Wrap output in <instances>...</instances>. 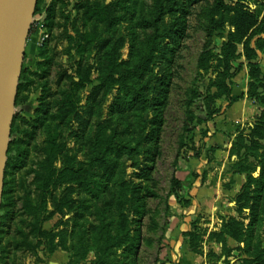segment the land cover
Segmentation results:
<instances>
[{
  "label": "rangeland",
  "instance_id": "rangeland-1",
  "mask_svg": "<svg viewBox=\"0 0 264 264\" xmlns=\"http://www.w3.org/2000/svg\"><path fill=\"white\" fill-rule=\"evenodd\" d=\"M54 1L58 8L57 22L65 23L69 13H73V18L75 16L76 0H38L13 103L8 139L5 138L7 153L12 146L26 149L27 170L36 166L47 133L49 130L54 131L55 126L60 140L66 144V151L57 167L61 169L64 162L69 160L74 167L85 169L89 162L87 143L92 133L90 123L85 125L73 121L60 125L51 123L47 119L49 114L43 116L44 99L50 104V107L47 106L50 113L57 110L55 102L60 99L62 89L59 84L62 68L59 65H67L65 68L71 72L74 63L83 56L91 64L99 62L97 50H90L83 56L74 51L73 55H68V43L64 41L52 44L56 48L54 53L49 54L53 63L42 64L45 62L40 57V50L51 38V32L41 11ZM257 1L260 0H248L247 4L264 17V8L257 7ZM106 2L118 4L119 22L105 33L114 43L124 44L120 53V62L124 63L122 69H130L137 55L145 53L147 44L155 33L157 35L154 60L140 75L127 82L128 86L135 85L142 89L147 108L141 111L119 109L130 96L126 95L121 83L113 87L103 114L105 119L120 126L123 141L120 152L108 155L112 171L99 179L92 178L97 183L94 192L77 189L73 196L79 201L75 211L57 214L44 225L46 230L60 234L56 241L61 242L60 247L52 254L41 248L38 257L19 253V264H97L101 255L94 240L97 227L105 223L115 231L121 211L130 220V242L115 248L103 264H166L162 250L167 245V226L173 214L170 201L177 199L181 206L186 205V202L189 204L191 198L187 200V197H191V191L185 187L189 174L200 166L205 168V165L222 164L216 160L214 151L211 148L209 150L207 139L217 134L219 130L216 129L215 121L223 119L231 107L226 100V87L235 96H241L242 91H245L243 95L251 91L249 68L242 47L239 49L240 58L233 63L234 72L239 69L242 71L232 81L224 80L225 67L220 64L217 55L234 30L230 23L233 14H214L215 0L200 4H195L193 0ZM157 16L161 18L157 29L148 26L147 22ZM212 16L223 24V29L213 34L209 32ZM59 31L62 30L54 29V33ZM258 38L263 40L264 35L255 40ZM207 55L212 58L201 69L200 59ZM257 62L264 73V48L259 51ZM23 75L32 84L27 90L19 92ZM98 77L99 74H94L93 85L80 92L82 107L87 105L88 97L99 84ZM262 86L254 88L252 93L257 94V97L258 94L264 96ZM251 103L257 107L258 114L249 116L243 122L233 123L234 128L229 130L227 139L231 144L229 160L226 162L229 172L233 176H244L242 187L229 199L232 205L228 209L234 210L231 218L238 221H249L252 204L256 210L259 209L260 217L264 218L259 206L261 201L264 203V122L261 123L264 105L260 102ZM222 121L227 120L224 118ZM254 125L260 128L257 133L250 130ZM240 137L244 138L241 145L238 144ZM236 143L237 147L234 146ZM246 151L249 156L244 155ZM242 162L251 169L248 175L237 172L238 164ZM7 163L6 159L1 188ZM14 177L16 179L18 176H13L11 180ZM28 181L31 182L32 177ZM246 185L249 189L245 193L242 188ZM242 194L251 203L243 204L248 207L239 212L236 199ZM263 229L262 226L260 231Z\"/></svg>",
  "mask_w": 264,
  "mask_h": 264
},
{
  "label": "trees",
  "instance_id": "trees-1",
  "mask_svg": "<svg viewBox=\"0 0 264 264\" xmlns=\"http://www.w3.org/2000/svg\"><path fill=\"white\" fill-rule=\"evenodd\" d=\"M206 1L193 0L195 4ZM247 1L215 0L212 10L214 14H233L230 23L234 30L228 35L220 54L217 55L220 64L225 67V82L232 81L242 71V69L233 71V63L241 56L239 53L241 47L249 68L251 91L247 95L235 96L231 89L226 87L225 96L229 106L245 98L264 105V96L258 94L257 97V94L252 93L254 88L257 89L264 85V73L257 62L259 51L264 48V39L255 40L264 35V17L252 10ZM255 4L257 7L264 8V0L257 1ZM117 5L116 3L107 4L106 0H76L75 16L73 18V13H69L65 23L56 21L58 8L55 1L41 11L46 17V25L51 32V38L40 50V57L45 62L42 64L53 63V58L49 56L56 50L52 47L53 43L66 41L68 55H73L74 51L75 54L83 56L90 50H97L99 62L96 64H91L87 57L83 56L74 63L71 68L72 73L65 68L67 65H59L62 68L59 77L62 89L60 99L55 102L57 110L55 113H50L47 107H50V104L45 99L42 108L43 116L49 114L47 119L49 118L51 123L60 125L71 124L73 121L85 125L90 123L92 133L87 143L90 153L89 162L85 169L74 167L69 160L64 162L61 169L57 167V163L66 151V144L60 140L56 126L54 131L49 130L47 133V140L39 151L41 158L36 162L35 167L26 169V149L21 150L17 146L9 149L6 155L7 170L0 197V264H19V253L38 257V251L41 248L51 254L55 252L61 246V242L56 243L60 234L53 230H46L44 225L57 214H62L64 211H75L79 204V201L73 197L77 189L94 192L97 183L92 181V178L99 179L112 171L113 166L108 160V155L120 152L123 141V131L120 126L105 119L103 114L113 87L121 83V86L126 89V95L130 96V99L119 109L141 111L147 108L142 89L135 85L128 86L127 82L140 75L154 60L157 53L155 42L157 35L155 33L152 41L147 44L145 53L137 55L130 69H122L124 63L120 62V53L124 44L114 43L113 39L105 33L119 22ZM160 21V16H157L147 24L157 29ZM54 29L62 31L54 33ZM222 29L221 21L215 20L212 16L209 32L213 34ZM254 42L255 45H253ZM211 58V55L201 57L200 68L204 69ZM94 74H99V84L94 87L88 97L87 105L82 107L80 92L93 85L92 76ZM31 84L32 82L23 75L20 79L19 92L27 90ZM263 122L264 110L261 115V123ZM250 130L257 133L260 128L254 125L250 127ZM238 141L241 145L244 143V138L240 137ZM234 146L237 147V143ZM248 154L246 151L244 155L249 156ZM238 165L237 172L240 174L248 175L251 171L244 162ZM15 175L18 177L11 180ZM30 177H32L31 182L28 181ZM248 189L247 185L242 188L245 193ZM249 200H246L243 194L240 195L236 199L237 211L244 210V207L251 203ZM259 206L264 212L262 201ZM121 207L123 208V205ZM250 209L248 224L243 219L238 221L232 217L223 222L219 232L210 233L209 239L222 242L224 245L228 238H232L239 244L245 243V250L250 258L241 260L240 264H264V229L260 231L262 226L264 228V218L260 217L259 209L256 210L254 204ZM97 230L94 240L101 254L97 264H103L115 248L126 246L130 242V220L123 211L118 216L115 231H112L105 223L98 225ZM206 233L207 231L200 229L198 223L193 224L192 231L185 235L192 252L201 253L203 237ZM225 251L226 255L230 256L231 250L226 249ZM209 256L212 257V255Z\"/></svg>",
  "mask_w": 264,
  "mask_h": 264
},
{
  "label": "crops",
  "instance_id": "crops-1",
  "mask_svg": "<svg viewBox=\"0 0 264 264\" xmlns=\"http://www.w3.org/2000/svg\"><path fill=\"white\" fill-rule=\"evenodd\" d=\"M243 94L245 91H242L241 95ZM256 114L258 110L253 103L241 100L227 109L223 119L215 121L214 124H217L216 129L219 131L207 141L210 144L209 150L211 148L214 151L216 160L222 164L205 165V168L200 166L189 174L190 178L185 187L191 191L189 193L191 197H187V200L190 198L191 200L189 204L184 205L185 207L181 206L177 199L170 201L173 214L167 226V245L162 250L166 264H240L241 260L250 258L245 250V243L239 244L228 238L224 245L222 242L209 239V234L219 232L223 222L233 216L234 210L228 209L232 205L229 199L238 192L244 182L243 175L233 176L226 165L231 147L227 141L228 132L234 128L233 123L243 122ZM224 118L226 122L222 121ZM194 223H198L199 227L207 231L203 237L201 253L192 252L185 237L192 231ZM226 249L231 250L230 256L226 255Z\"/></svg>",
  "mask_w": 264,
  "mask_h": 264
},
{
  "label": "water",
  "instance_id": "water-1",
  "mask_svg": "<svg viewBox=\"0 0 264 264\" xmlns=\"http://www.w3.org/2000/svg\"><path fill=\"white\" fill-rule=\"evenodd\" d=\"M37 3L38 0H0V126L4 133L0 197L7 155L5 140L8 139L7 131Z\"/></svg>",
  "mask_w": 264,
  "mask_h": 264
},
{
  "label": "bare ground",
  "instance_id": "bare-ground-1",
  "mask_svg": "<svg viewBox=\"0 0 264 264\" xmlns=\"http://www.w3.org/2000/svg\"><path fill=\"white\" fill-rule=\"evenodd\" d=\"M2 130V127L0 126V165L2 163V160H3V138H4V135H3V131Z\"/></svg>",
  "mask_w": 264,
  "mask_h": 264
}]
</instances>
